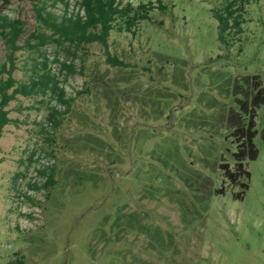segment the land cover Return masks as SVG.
<instances>
[{"label": "rangeland", "instance_id": "374dc122", "mask_svg": "<svg viewBox=\"0 0 264 264\" xmlns=\"http://www.w3.org/2000/svg\"><path fill=\"white\" fill-rule=\"evenodd\" d=\"M118 1L155 5L133 32L121 19L110 31L129 65L98 42L14 53L18 84L44 63L74 100L56 126L50 108L65 107L50 89L6 106L0 264H264V0H243L227 44L213 13L226 0ZM0 9L24 20L20 43L51 32L31 0ZM47 9L83 14L77 0ZM6 54L0 37V67ZM250 116L258 154L239 167L234 129Z\"/></svg>", "mask_w": 264, "mask_h": 264}, {"label": "trees", "instance_id": "16d2710c", "mask_svg": "<svg viewBox=\"0 0 264 264\" xmlns=\"http://www.w3.org/2000/svg\"><path fill=\"white\" fill-rule=\"evenodd\" d=\"M37 12L38 18L42 21L46 28L51 29L48 33L45 30H35L29 33L23 43L19 40L24 33L25 22L21 18L10 17L3 13L0 9V37L4 40L7 49V60L9 66L2 64L0 67V75L6 73V76H0V135L3 127L12 122L9 116V110L6 106L9 102L16 98L17 94L31 95L39 88L44 90L50 89L58 102L65 107L60 110L57 107H51L49 117L53 120L52 126H56L60 122L61 115L66 112L74 96H67L63 87L59 83L54 74L46 68V64L34 65L33 75L29 83H19L12 75L15 68L14 53L23 48L39 50L47 43L56 42L88 44L92 42L100 43L106 54V62L112 66H127L129 63L119 59L116 55L109 52L108 36L117 19H121L126 30L134 31L133 28L140 19L149 17V10H152L155 5L152 2L139 3L134 6L131 2L124 5L118 0H77L78 5L83 10V14L79 12L58 17L47 9V2L56 3L58 1L66 2V0H31ZM160 3V0H158ZM160 9H165L166 6L162 3L157 5ZM243 10V0L239 3L238 0H226V3L221 8H214V16L218 20V38L223 44L228 43L227 35L232 30L235 34L241 30V11ZM40 64V63H39ZM42 64V63H41ZM63 66L69 68L70 72H75V68L70 63H63ZM38 68L43 70L38 71ZM9 89H11L9 91ZM90 88L86 87L79 93H87ZM245 122V121H244ZM242 122L238 124L234 133L239 132L241 138L238 141L239 149L236 151L238 158V166H242L244 159H254L258 154V148L254 142L256 129L254 127V119L250 116L246 124ZM46 128V125H44ZM49 133V130L46 129ZM50 134V133H49ZM237 136V138H239ZM244 169V168H243ZM240 171V170H239ZM53 168L48 173L47 183L53 184Z\"/></svg>", "mask_w": 264, "mask_h": 264}]
</instances>
